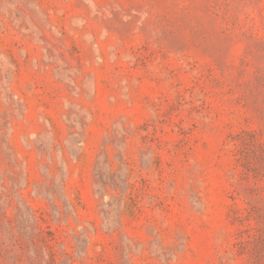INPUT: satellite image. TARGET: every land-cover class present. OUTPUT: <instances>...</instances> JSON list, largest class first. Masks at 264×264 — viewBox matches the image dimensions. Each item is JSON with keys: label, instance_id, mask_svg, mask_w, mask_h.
<instances>
[{"label": "rangeland", "instance_id": "rangeland-1", "mask_svg": "<svg viewBox=\"0 0 264 264\" xmlns=\"http://www.w3.org/2000/svg\"><path fill=\"white\" fill-rule=\"evenodd\" d=\"M0 264H264V0H0Z\"/></svg>", "mask_w": 264, "mask_h": 264}]
</instances>
